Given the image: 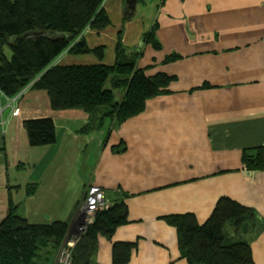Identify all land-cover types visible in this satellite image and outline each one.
<instances>
[{
	"label": "crops",
	"instance_id": "0c3cea01",
	"mask_svg": "<svg viewBox=\"0 0 264 264\" xmlns=\"http://www.w3.org/2000/svg\"><path fill=\"white\" fill-rule=\"evenodd\" d=\"M130 2L106 0L104 7L112 25L150 7L147 32L156 21L163 48L154 50L144 43L147 32L139 34V67L149 76L175 77L168 94L149 100L121 127L106 122L88 134L80 130L89 115L54 111L46 91L29 88L8 99L0 117V223L11 197L21 217L67 222L71 233L87 187L96 185L109 202L126 203L129 221L111 240L99 238L96 263L113 264L115 243H134L128 264H190L164 217L192 214L202 225L226 197L256 211L261 227L250 243L255 264H264V0ZM126 28L129 35L133 27ZM107 29L84 37L91 48H107L106 34L112 43L106 65H113L120 33L127 40ZM66 55L57 64L72 61ZM170 55L178 59L165 63ZM43 118L55 122L57 143L31 147L24 122ZM29 184L35 189L27 195Z\"/></svg>",
	"mask_w": 264,
	"mask_h": 264
},
{
	"label": "trees",
	"instance_id": "16d2710c",
	"mask_svg": "<svg viewBox=\"0 0 264 264\" xmlns=\"http://www.w3.org/2000/svg\"><path fill=\"white\" fill-rule=\"evenodd\" d=\"M105 1L0 0V98L4 95L13 99L29 86L46 91L54 111L81 110L89 115V124L80 130L88 134L106 122L121 127L145 112L149 100L168 94L176 78L165 73L147 75V69L139 67L142 52L126 47L122 33L113 65L57 64L69 53L95 54L104 59L105 47H89L84 34L89 29L101 32L112 25ZM157 31L155 21L144 35V43L160 51L163 46ZM177 59L178 55H170L164 62ZM24 128L31 147L57 143L52 119L27 120ZM34 189L35 185L29 184L27 195ZM106 202L107 210L101 212L77 246L73 264H98L94 256L99 238L111 240L117 229L129 222L123 200ZM17 208L10 197L9 213L0 224V264H48L51 259L46 255L61 250L70 234L69 224H34L19 216ZM164 219L177 229L182 257L190 264H255L250 238L259 233L261 222L251 208L225 197L204 225L192 214ZM135 246L115 243L112 263L128 264ZM57 261L58 257L53 264Z\"/></svg>",
	"mask_w": 264,
	"mask_h": 264
},
{
	"label": "rangeland",
	"instance_id": "374dc122",
	"mask_svg": "<svg viewBox=\"0 0 264 264\" xmlns=\"http://www.w3.org/2000/svg\"><path fill=\"white\" fill-rule=\"evenodd\" d=\"M129 2L130 3V0H126V3ZM153 5V1L150 3V7ZM150 7L148 6V11L145 9H142L141 7H139L138 9V13L136 15V19L134 21L133 18L134 17H127L125 16V19L123 20V22L120 24L118 23V21L114 20V23L112 26H110L107 30L108 31H113L111 29H118V30H121L123 31L124 33V40H127V43L126 41H124L125 45H129V44H133L132 47H129L130 49L134 50V51H140V49L142 48V45H143V37L140 36L139 34H143V32H147L148 30V27L146 26L150 24V21H147L148 19V15L151 16L152 15V11L150 12ZM147 11V13L145 15H142L144 14V12ZM142 13V14H141ZM152 23L154 22V18H155V15L152 17ZM132 25L133 29L131 30V33H129L128 35V28L125 29V25ZM88 40H89V44L91 45V39H90V35L88 37ZM104 40L105 42H107L106 44L109 46L107 48H105V52H106V56L104 57V59H99L97 57V55L95 54H67L66 56L67 57H71L72 61L70 62H66V63H62L61 65H64V66H70V65H77V66H90V65H98V64H108L109 63V59H110V53H111V46H112V43H110V39L107 38L106 34H104ZM101 44H105V43H99L98 45L100 46H103ZM126 45V46H127ZM128 47V46H127ZM11 54V53H9ZM30 87V86H29ZM26 88L21 94H19L17 97L15 98H18L19 96L23 95L28 89ZM3 97H5L3 95ZM7 99V97H5ZM8 100V99H7ZM6 105V104H5ZM2 105L0 103V117H1V110H2ZM16 109V108H15ZM17 110V109H16ZM5 121L1 118L0 120V126L3 125ZM91 188V186H88L86 191H85V194L88 193V190ZM105 200H106V192H105ZM86 198H85V195L80 203V206L78 208V212H77V215H80L81 214V211H82V204L85 202ZM85 204V203H84ZM83 204V205H84ZM214 214V213H213ZM212 214V215H213ZM19 216H21V214H18ZM101 215V213L99 214V216ZM99 216H97V220L99 218ZM212 217V216H211ZM211 219V218H210ZM209 219V220H210ZM5 220V219H4ZM208 220V221H209ZM207 221V222H208ZM97 222V221H96ZM206 222V223H207ZM2 223V222H1ZM0 223V224H1ZM95 225V224H94ZM93 225V226H94ZM204 225V224H202ZM88 233V232H87ZM48 252V251H47ZM45 252V253H47ZM56 254L55 253H50L49 255H46V257H49L51 260L48 262V264H53L54 262V259H55V256ZM45 259V258H44ZM43 259V261H44Z\"/></svg>",
	"mask_w": 264,
	"mask_h": 264
},
{
	"label": "built area",
	"instance_id": "2783aa9c",
	"mask_svg": "<svg viewBox=\"0 0 264 264\" xmlns=\"http://www.w3.org/2000/svg\"><path fill=\"white\" fill-rule=\"evenodd\" d=\"M13 115H18V111H14ZM104 197L105 190L96 185L91 186L85 194V204H82V211L77 216L75 228L59 251L57 264H73V255L77 246L96 223L97 216L108 207Z\"/></svg>",
	"mask_w": 264,
	"mask_h": 264
},
{
	"label": "water",
	"instance_id": "95a60500",
	"mask_svg": "<svg viewBox=\"0 0 264 264\" xmlns=\"http://www.w3.org/2000/svg\"><path fill=\"white\" fill-rule=\"evenodd\" d=\"M135 2H136V0H135ZM128 3H129V2H128ZM130 3H131V2H130ZM6 102H7V99H6L5 97L1 96V98H0V103H1L2 105H5Z\"/></svg>",
	"mask_w": 264,
	"mask_h": 264
},
{
	"label": "bare ground",
	"instance_id": "6f19581e",
	"mask_svg": "<svg viewBox=\"0 0 264 264\" xmlns=\"http://www.w3.org/2000/svg\"><path fill=\"white\" fill-rule=\"evenodd\" d=\"M105 210H107V209H105ZM105 210H104V211H105ZM102 212H103V211H102Z\"/></svg>",
	"mask_w": 264,
	"mask_h": 264
}]
</instances>
